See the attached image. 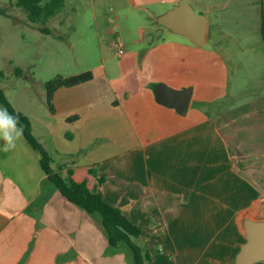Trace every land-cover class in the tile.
Returning a JSON list of instances; mask_svg holds the SVG:
<instances>
[{"label":"crops","instance_id":"0c3cea01","mask_svg":"<svg viewBox=\"0 0 264 264\" xmlns=\"http://www.w3.org/2000/svg\"><path fill=\"white\" fill-rule=\"evenodd\" d=\"M105 1L92 0L93 23L98 36L117 38V0L108 9ZM147 1L170 6L154 13L157 22L181 0ZM184 1L207 17L206 60L181 42L176 58L165 63L163 54L158 60L165 70L155 76L147 59L153 51H137L135 64L130 62L134 86L122 90L124 98L113 89L116 102L107 108L117 113L119 102L125 127L117 124V114L89 115L104 109L90 95L92 107L83 103L75 115H48L66 119L69 138L45 148L62 176L71 171L75 182H87L143 231L158 227L169 233L166 242L176 255L159 264H235L246 242L245 221H264V43L256 53L240 44L231 49L230 34L210 16L213 4ZM65 8L57 16L75 19L87 9L67 0ZM261 25L259 8L252 30L260 37ZM258 57L260 81L245 85L238 74L245 61L253 65ZM160 83L193 88L185 116L156 102L154 87ZM129 254L109 248L100 217L61 194L24 136L14 148L0 149V264H131Z\"/></svg>","mask_w":264,"mask_h":264},{"label":"rangeland","instance_id":"374dc122","mask_svg":"<svg viewBox=\"0 0 264 264\" xmlns=\"http://www.w3.org/2000/svg\"><path fill=\"white\" fill-rule=\"evenodd\" d=\"M94 1L100 3L99 0ZM113 1L115 0L105 1L107 9L115 7ZM67 2L69 5H84L87 9L75 19L66 18L63 13L45 25H36L17 6V0H0V72L3 73L0 77V90L5 93L17 113L30 118L33 134L44 148L49 144L52 146L51 142L55 146L68 142V130L62 123L66 119L63 120L60 116L75 115L71 112H77L83 103L92 107L94 104L90 103V95L96 98H92V102H98L104 109L100 113L91 112L89 115L117 114V124L125 127V120L120 115L123 114L122 109L118 108L119 102L117 113H111L112 110L108 112L107 108L109 109L111 100L116 102L113 89L117 88V94L124 98L122 90L134 86L130 62L135 64L137 51L152 50L153 54L147 58L153 64L152 74L163 76L165 69L158 60L163 54L165 63L166 60L176 58L180 49H184L179 43H186L196 51L199 50L193 55H198L197 58L203 60H206L207 51L211 48V43L208 42L200 49L189 39L175 35L154 22L155 12H166L170 7L163 2L117 0V41L122 44V48L115 45L114 34L107 37L97 35L94 16L90 10L92 0ZM141 3L146 5L134 7ZM210 4H213L211 18L217 21L223 31L230 34L227 41L230 42L231 49H236L240 44L247 52L256 53L257 47L263 42L259 35L253 33V22L257 11L263 7L264 0H204V5L208 7ZM194 12L201 14L196 9ZM142 30L145 35H142ZM120 49L123 54H120ZM244 66L245 70L238 76L245 85L251 86L260 81V57L253 65L245 61ZM17 69L23 72L22 76L16 74ZM88 71L94 74L93 84L58 90L54 95L55 112L52 114L47 101L46 83L57 77L68 78ZM149 75L146 73L145 77L148 78ZM217 84L220 89L223 81ZM87 89L92 90L84 98ZM101 93H105L104 97L100 96ZM223 105H228V102ZM0 107L4 108L2 105ZM48 115L60 116L48 118ZM50 132L54 133L52 138H49ZM3 143L0 140L1 150L4 148L1 146ZM145 229H141L142 237L135 239V242L147 248L151 258L149 264H159L163 259L176 255V249H170L166 242L168 232L158 227L152 231ZM129 256L133 264L132 255Z\"/></svg>","mask_w":264,"mask_h":264},{"label":"trees","instance_id":"16d2710c","mask_svg":"<svg viewBox=\"0 0 264 264\" xmlns=\"http://www.w3.org/2000/svg\"><path fill=\"white\" fill-rule=\"evenodd\" d=\"M17 6L26 12L31 23L45 25L52 18L57 16L65 8V0H17ZM264 43V5L262 7V25L260 30ZM20 77L23 72L16 70ZM3 73L0 72V77ZM94 74L91 71L68 77H57L46 83L47 101L50 111L54 114V95L60 89H71L91 82ZM0 105L7 109L8 113L18 117L19 125L23 127V136L32 149L41 156V167L49 180L61 192V194L71 203L78 206L91 215L100 217L101 225L107 236L109 248L112 250L127 249L133 258V264H149L150 254L145 247L136 244L135 239L142 237L141 229L132 223L121 209L108 204L100 193H94L87 182L77 183L72 179L70 171L68 177L62 176V167L58 171L53 169V160L47 150L41 145L33 134V126L29 117L17 113L5 93L0 90ZM102 182V180H101Z\"/></svg>","mask_w":264,"mask_h":264},{"label":"water","instance_id":"95a60500","mask_svg":"<svg viewBox=\"0 0 264 264\" xmlns=\"http://www.w3.org/2000/svg\"><path fill=\"white\" fill-rule=\"evenodd\" d=\"M158 25L174 34L189 39L195 46H204L207 38V17L197 14L189 4L181 0L167 13L157 19ZM156 102L174 109L185 116L190 108L193 88L173 89L164 83L155 85ZM246 242L236 257L235 264L264 262V221L246 220Z\"/></svg>","mask_w":264,"mask_h":264},{"label":"clouds","instance_id":"9594fccd","mask_svg":"<svg viewBox=\"0 0 264 264\" xmlns=\"http://www.w3.org/2000/svg\"><path fill=\"white\" fill-rule=\"evenodd\" d=\"M23 136V127L19 119L0 107V140L4 141V150L8 151L16 146V142Z\"/></svg>","mask_w":264,"mask_h":264},{"label":"built area","instance_id":"2783aa9c","mask_svg":"<svg viewBox=\"0 0 264 264\" xmlns=\"http://www.w3.org/2000/svg\"><path fill=\"white\" fill-rule=\"evenodd\" d=\"M115 45H117L118 48H122V44L117 41V38L115 40ZM120 54H123L122 49H120Z\"/></svg>","mask_w":264,"mask_h":264}]
</instances>
